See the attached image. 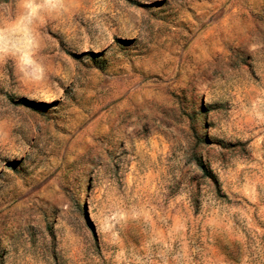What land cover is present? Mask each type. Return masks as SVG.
I'll use <instances>...</instances> for the list:
<instances>
[{"label":"rangeland","instance_id":"rangeland-1","mask_svg":"<svg viewBox=\"0 0 264 264\" xmlns=\"http://www.w3.org/2000/svg\"><path fill=\"white\" fill-rule=\"evenodd\" d=\"M0 264H264V0H0Z\"/></svg>","mask_w":264,"mask_h":264},{"label":"snow or ice","instance_id":"snow-or-ice-1","mask_svg":"<svg viewBox=\"0 0 264 264\" xmlns=\"http://www.w3.org/2000/svg\"><path fill=\"white\" fill-rule=\"evenodd\" d=\"M107 51V48H105L103 51L97 53V55H103L104 52ZM25 99H29V100H32V99H35V97H30V96H26ZM61 101L60 100H53L51 101L50 105L49 106H52V105H55V104H59Z\"/></svg>","mask_w":264,"mask_h":264},{"label":"trees","instance_id":"trees-1","mask_svg":"<svg viewBox=\"0 0 264 264\" xmlns=\"http://www.w3.org/2000/svg\"><path fill=\"white\" fill-rule=\"evenodd\" d=\"M71 164H76V161H72ZM197 165H198V167L201 169V171L203 173H206V170H205L204 166L201 163L198 162Z\"/></svg>","mask_w":264,"mask_h":264}]
</instances>
